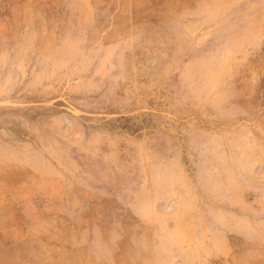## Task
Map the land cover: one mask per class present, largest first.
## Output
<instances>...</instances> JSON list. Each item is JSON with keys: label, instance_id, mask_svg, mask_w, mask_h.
<instances>
[{"label": "rangeland", "instance_id": "rangeland-1", "mask_svg": "<svg viewBox=\"0 0 264 264\" xmlns=\"http://www.w3.org/2000/svg\"><path fill=\"white\" fill-rule=\"evenodd\" d=\"M0 264H264V0H0Z\"/></svg>", "mask_w": 264, "mask_h": 264}]
</instances>
